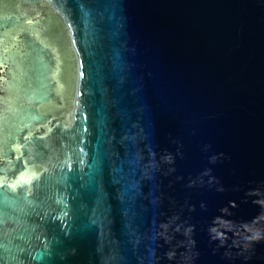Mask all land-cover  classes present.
<instances>
[{"label":"water","instance_id":"water-1","mask_svg":"<svg viewBox=\"0 0 264 264\" xmlns=\"http://www.w3.org/2000/svg\"><path fill=\"white\" fill-rule=\"evenodd\" d=\"M0 264H264V0H0Z\"/></svg>","mask_w":264,"mask_h":264},{"label":"flooded vegetation","instance_id":"flooded-vegetation-1","mask_svg":"<svg viewBox=\"0 0 264 264\" xmlns=\"http://www.w3.org/2000/svg\"><path fill=\"white\" fill-rule=\"evenodd\" d=\"M1 76L4 77L5 74L2 75V74L0 73V77H1ZM5 95H6V92H4L3 90H0V97H3V96H5ZM0 161H1V160H0Z\"/></svg>","mask_w":264,"mask_h":264}]
</instances>
